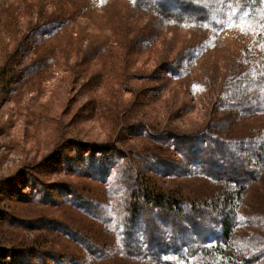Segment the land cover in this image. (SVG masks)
Listing matches in <instances>:
<instances>
[{
  "label": "rangeland",
  "instance_id": "rangeland-1",
  "mask_svg": "<svg viewBox=\"0 0 264 264\" xmlns=\"http://www.w3.org/2000/svg\"><path fill=\"white\" fill-rule=\"evenodd\" d=\"M0 264H264V0H0Z\"/></svg>",
  "mask_w": 264,
  "mask_h": 264
},
{
  "label": "trees",
  "instance_id": "trees-1",
  "mask_svg": "<svg viewBox=\"0 0 264 264\" xmlns=\"http://www.w3.org/2000/svg\"><path fill=\"white\" fill-rule=\"evenodd\" d=\"M153 200L152 201H155L156 203H158L159 205H162L163 203H168L170 204L167 199L164 198V196H162L161 194H153ZM224 236L226 239H229L230 235H229V229L228 228H225L224 230Z\"/></svg>",
  "mask_w": 264,
  "mask_h": 264
}]
</instances>
